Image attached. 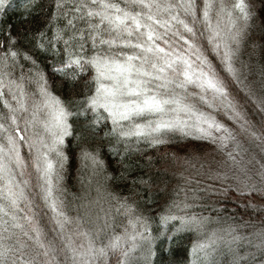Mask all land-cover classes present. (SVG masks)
Here are the masks:
<instances>
[{
  "label": "snow or ice",
  "instance_id": "obj_1",
  "mask_svg": "<svg viewBox=\"0 0 264 264\" xmlns=\"http://www.w3.org/2000/svg\"><path fill=\"white\" fill-rule=\"evenodd\" d=\"M0 264H264V0H0Z\"/></svg>",
  "mask_w": 264,
  "mask_h": 264
},
{
  "label": "trees",
  "instance_id": "obj_2",
  "mask_svg": "<svg viewBox=\"0 0 264 264\" xmlns=\"http://www.w3.org/2000/svg\"><path fill=\"white\" fill-rule=\"evenodd\" d=\"M69 187H70V188L72 187V182H70Z\"/></svg>",
  "mask_w": 264,
  "mask_h": 264
}]
</instances>
